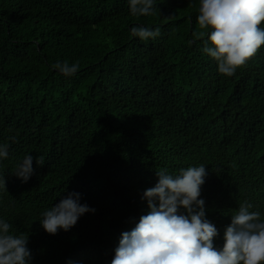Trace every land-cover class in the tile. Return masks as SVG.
<instances>
[{"label": "trees", "instance_id": "1", "mask_svg": "<svg viewBox=\"0 0 264 264\" xmlns=\"http://www.w3.org/2000/svg\"><path fill=\"white\" fill-rule=\"evenodd\" d=\"M156 3L134 17L128 0H0V219L29 237L31 264H111L160 169L205 165L199 198L217 249L241 203L264 217V46L223 76L189 43L199 0ZM134 25L161 35L141 40ZM58 61L80 68L65 77ZM29 154L24 183L14 171ZM73 191L95 213L47 233L42 213Z\"/></svg>", "mask_w": 264, "mask_h": 264}, {"label": "clouds", "instance_id": "2", "mask_svg": "<svg viewBox=\"0 0 264 264\" xmlns=\"http://www.w3.org/2000/svg\"><path fill=\"white\" fill-rule=\"evenodd\" d=\"M134 17H151L157 12L156 0H128ZM173 16L167 17L171 19ZM264 0H199L197 29L189 43L202 42V51L218 64L223 76H233L264 46ZM176 30L172 29L174 33ZM131 35L141 40L155 39L161 28L134 25ZM52 69L65 77L74 76L79 62H56ZM14 139V138H13ZM9 145H0V158L7 159ZM29 154L16 165L15 175L27 183L33 174ZM38 166L42 156L35 157ZM158 182L143 192L149 212L139 218L131 231L121 234L111 264H264V217L247 201L231 215L223 235V247L214 246L215 225L206 218L201 186L208 175L205 165L180 169L178 175L166 169L156 171ZM6 187V180L0 178ZM81 194L70 192L42 213L43 229L56 235L69 231L86 213H95ZM11 224L0 219V264H31L29 237L11 231Z\"/></svg>", "mask_w": 264, "mask_h": 264}]
</instances>
